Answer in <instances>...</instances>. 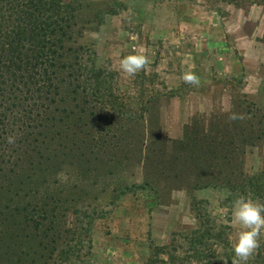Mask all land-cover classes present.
Listing matches in <instances>:
<instances>
[{
  "label": "rangeland",
  "instance_id": "obj_1",
  "mask_svg": "<svg viewBox=\"0 0 264 264\" xmlns=\"http://www.w3.org/2000/svg\"><path fill=\"white\" fill-rule=\"evenodd\" d=\"M46 1L50 11L34 16H49L56 23L53 35L65 36V61L78 78L71 83L80 85L74 96L86 113L99 112L103 127L106 116L115 122L147 117L149 108L162 139H183L187 128L205 145L224 132L241 161L232 191L143 188L138 161L101 178L89 164L80 174L60 173L55 179L82 181L79 209L89 217L67 214L69 253H56L55 264H232L240 231L233 222L234 201L244 195L264 203V196L251 193L257 185L264 195V0ZM0 7L3 15L8 5L3 0ZM139 52L150 63L129 77L120 60ZM97 70L110 76L122 108L101 97L92 77ZM186 71L198 75L199 86L182 81ZM8 96H0L4 108ZM232 113L243 119L229 120ZM247 264H264V229Z\"/></svg>",
  "mask_w": 264,
  "mask_h": 264
},
{
  "label": "trees",
  "instance_id": "obj_2",
  "mask_svg": "<svg viewBox=\"0 0 264 264\" xmlns=\"http://www.w3.org/2000/svg\"><path fill=\"white\" fill-rule=\"evenodd\" d=\"M4 2L8 8L1 15L0 7V96L9 94V108L0 100V264H55L56 253L68 255L67 214L77 220L80 214L89 215L79 209L84 204L82 181L55 179L68 174L66 170L80 174L89 164L95 178H101L138 161L145 174L142 187L155 191L169 184L232 191L239 184L238 150L224 132L219 140L205 139V145L187 128L183 139H162L155 127L157 115L149 108L147 117L115 122L106 116L103 127L99 112L86 113L74 96L80 85L72 84L78 78L65 61V36L55 37L56 23L40 15L50 11V3ZM103 74H92L101 97L121 107L106 78L110 76ZM9 136L15 143L7 142ZM246 185L253 187L249 179ZM254 188L251 193L262 198L258 186ZM157 263L164 264L153 261Z\"/></svg>",
  "mask_w": 264,
  "mask_h": 264
},
{
  "label": "clouds",
  "instance_id": "obj_3",
  "mask_svg": "<svg viewBox=\"0 0 264 264\" xmlns=\"http://www.w3.org/2000/svg\"><path fill=\"white\" fill-rule=\"evenodd\" d=\"M149 63V57L144 52L129 54L120 60V69L127 76L133 77L144 70ZM181 79L188 85L199 86L200 84V78L194 71L184 72ZM238 119H243V115L232 113L229 116V120ZM7 142L15 143L14 137L9 136ZM232 217L233 222L240 228L233 245L234 258L232 264H247L260 247L261 230L264 229V203L240 195L234 201Z\"/></svg>",
  "mask_w": 264,
  "mask_h": 264
}]
</instances>
